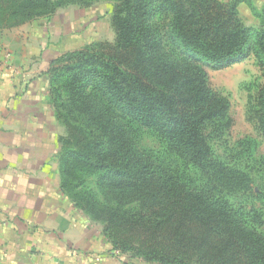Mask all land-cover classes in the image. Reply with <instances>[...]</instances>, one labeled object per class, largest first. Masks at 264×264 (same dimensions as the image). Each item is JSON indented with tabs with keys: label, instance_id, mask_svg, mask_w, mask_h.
I'll use <instances>...</instances> for the list:
<instances>
[{
	"label": "trees",
	"instance_id": "obj_1",
	"mask_svg": "<svg viewBox=\"0 0 264 264\" xmlns=\"http://www.w3.org/2000/svg\"><path fill=\"white\" fill-rule=\"evenodd\" d=\"M0 0V32L54 12L58 5L95 0ZM113 41H93L54 58L47 70L58 138L60 188L99 224L115 254L153 264H264L263 222L254 208L222 195L238 181L212 172L209 137L233 125L230 103L209 85L200 65L217 67L253 54L264 68V6L249 0H111ZM245 2L261 26H246ZM264 136V84L257 97ZM158 135L168 150L206 175L195 185L184 172L157 163L139 149L130 127ZM257 142L238 140L232 160H252ZM264 175V156L258 159ZM103 172L99 199L73 184V169ZM264 196V187H263Z\"/></svg>",
	"mask_w": 264,
	"mask_h": 264
},
{
	"label": "crops",
	"instance_id": "obj_2",
	"mask_svg": "<svg viewBox=\"0 0 264 264\" xmlns=\"http://www.w3.org/2000/svg\"><path fill=\"white\" fill-rule=\"evenodd\" d=\"M248 9L238 5L244 17ZM19 62L0 74V264H125L128 256L113 257L100 227L62 192L46 143L58 122L45 100L46 75Z\"/></svg>",
	"mask_w": 264,
	"mask_h": 264
},
{
	"label": "rangeland",
	"instance_id": "obj_3",
	"mask_svg": "<svg viewBox=\"0 0 264 264\" xmlns=\"http://www.w3.org/2000/svg\"><path fill=\"white\" fill-rule=\"evenodd\" d=\"M49 1L51 3L65 2L64 0ZM114 4L115 2L111 0H95L88 5L61 4L52 14L42 15L13 29L1 31L0 52L2 54L0 62L4 63V70L11 66H20L19 61L24 59L23 65L35 68L38 77L45 74L47 81L45 100L49 110L55 113V96L47 72H40V70L46 68L49 61L65 51L80 48L93 41H113L115 33L111 23V14ZM256 10H260V8ZM253 16L249 9L246 18L242 13H239L243 23L247 18L251 21L250 25L244 23L246 26L259 28L260 20ZM6 53L11 56L5 61ZM200 65L207 72L210 87L228 99L229 113L233 119L230 131L222 139L209 137L212 151L209 167H213L212 170H209L212 172L218 167H226L229 170V175L238 180L230 181L232 184H227V186L224 185L222 195L236 207L246 210L254 208L263 219L262 224H255L254 227L264 235V196L262 191L264 175L258 164V159L264 156V136L257 126V97L264 84V68L260 66L253 54L246 56L241 61L231 62L222 67H217L207 61H201ZM130 127L139 149L150 154L157 163L171 171L186 173L195 185H202L206 181V175L202 171L169 151L165 143L153 131L135 123H131ZM54 129L53 140L48 137L46 143L54 145V160L57 162L61 180L59 159L63 154V149L58 138L64 135L65 131L59 121L56 122ZM244 137L253 138L257 142L254 158L252 160L240 158L232 160L229 157L230 148H233L234 144ZM103 175V172L78 167L73 169L72 182L102 199L100 184L103 182ZM74 207L76 206L74 205ZM97 225L100 227L99 224ZM112 255L116 258L124 256V254L113 252ZM129 257L126 258L125 264H153L132 257L130 258L134 260H130ZM120 262L123 264V261Z\"/></svg>",
	"mask_w": 264,
	"mask_h": 264
},
{
	"label": "built area",
	"instance_id": "obj_4",
	"mask_svg": "<svg viewBox=\"0 0 264 264\" xmlns=\"http://www.w3.org/2000/svg\"><path fill=\"white\" fill-rule=\"evenodd\" d=\"M11 55H9V53H6V57H5V61H6V59H9V57H10ZM2 62V61H1ZM0 62V74L3 72V70H4V63H1Z\"/></svg>",
	"mask_w": 264,
	"mask_h": 264
}]
</instances>
